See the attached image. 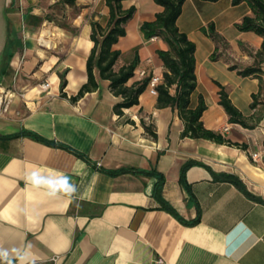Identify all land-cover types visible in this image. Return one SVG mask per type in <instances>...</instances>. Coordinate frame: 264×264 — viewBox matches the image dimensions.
Listing matches in <instances>:
<instances>
[{
	"label": "crops",
	"instance_id": "0c3cea01",
	"mask_svg": "<svg viewBox=\"0 0 264 264\" xmlns=\"http://www.w3.org/2000/svg\"><path fill=\"white\" fill-rule=\"evenodd\" d=\"M122 5L135 12L114 44L121 51L115 66L136 52L127 84L145 75L160 80L157 50L167 44L144 38L139 26L162 6ZM108 13L105 0H0V85L15 91L0 113V264H156L159 257L162 264H264V113L253 128L230 122L217 92L219 82L243 114L253 113L258 79L229 67L253 64L261 46L259 34L235 26L251 13L248 3L185 0L176 21L195 44L191 105L201 95L203 125L245 147L181 137L178 111L157 107L150 85L118 115L113 105L121 97L97 67V88L71 100L87 80L90 22L105 25ZM252 152L261 157L254 160ZM187 160L196 163L182 183ZM126 166L157 170L160 190L154 174L106 171ZM223 173L248 194L218 177Z\"/></svg>",
	"mask_w": 264,
	"mask_h": 264
},
{
	"label": "trees",
	"instance_id": "16d2710c",
	"mask_svg": "<svg viewBox=\"0 0 264 264\" xmlns=\"http://www.w3.org/2000/svg\"><path fill=\"white\" fill-rule=\"evenodd\" d=\"M68 4H73L74 0H63ZM123 0H105L109 13L105 25L97 20H92L90 38L93 42L86 59L87 80L81 85L77 93L71 97L75 101L85 92L97 88L93 69L97 67L102 78L109 80V87L112 93L120 96L121 99L113 105V111L118 115L123 114V110L139 103V95L149 85L150 76L145 75L133 80L130 84L127 81L135 75L138 64V54L135 52L133 58L120 66H115L121 51L114 47L120 36L125 35V25L135 12V6L124 8ZM162 6V10L157 12L153 19L143 21L139 28L144 38L149 39L154 36L161 37L167 44L166 49H159L157 53L163 62L162 77L155 85L157 107L170 106L178 111V115L183 121L181 137L205 138L217 143L237 144L241 147L246 145L236 143L222 135L221 132L207 128L203 125L201 115L206 108V103L200 95L195 106L190 103L191 93L196 88L197 80L195 76V44L184 31L177 26V18L181 12L185 0H154ZM215 1V0H208ZM247 2L251 13L244 15L235 26L239 30H249L262 37L260 48L254 53V62L245 67L231 64V69H236L243 76H253L258 79V90L252 93L250 107L254 110L249 115L243 114L231 101L225 86L217 82L218 103L222 106L228 120L238 123L243 127L253 128L261 120L264 113V72L262 63L264 62V0H231L233 4ZM204 28V27H202ZM210 34L218 40L214 32L212 23L208 24ZM215 57V55H212ZM61 88L65 85V79L61 76ZM173 89V90H171ZM141 124L149 135L157 138V133L150 125H146L141 119ZM34 139L42 140L36 134L27 132ZM65 147L64 145H61ZM67 148V147H66ZM78 155H81L78 153ZM194 160H187L180 168V181L185 182L186 169L195 164ZM202 164V163H200ZM111 174L132 172L135 174H154L157 176L155 189H159L163 182L162 175L152 169H140L132 166L108 169ZM218 177L230 180L237 186L248 192L240 181L232 174L223 173ZM160 192V191H159Z\"/></svg>",
	"mask_w": 264,
	"mask_h": 264
},
{
	"label": "built area",
	"instance_id": "2783aa9c",
	"mask_svg": "<svg viewBox=\"0 0 264 264\" xmlns=\"http://www.w3.org/2000/svg\"><path fill=\"white\" fill-rule=\"evenodd\" d=\"M144 71H141L140 73L143 74ZM159 82V77L157 75H153L150 78L149 81V85L151 88L152 92H155V85ZM49 85V81L44 80L40 86L42 89H46ZM15 91L9 87H4L0 85V113L6 112L8 111L9 107H10V103H11V98L14 95ZM19 95L24 96V92L20 91L18 92ZM251 157L254 160H258L261 157V154L258 152H252ZM53 260L55 259V257L52 258ZM163 260L162 258H157L156 259V264H162Z\"/></svg>",
	"mask_w": 264,
	"mask_h": 264
}]
</instances>
